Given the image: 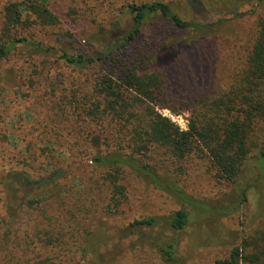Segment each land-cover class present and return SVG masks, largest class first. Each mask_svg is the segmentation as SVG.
<instances>
[{"label": "rangeland", "instance_id": "rangeland-1", "mask_svg": "<svg viewBox=\"0 0 264 264\" xmlns=\"http://www.w3.org/2000/svg\"><path fill=\"white\" fill-rule=\"evenodd\" d=\"M10 1L20 0H0V12ZM150 1L46 0L58 23L27 29L30 44L19 45L0 62V222L10 216L5 202L11 190L17 200L9 220L21 237L30 231L31 220L43 219L38 214L41 209L46 215L61 212L69 219L84 220L97 242V253L88 264H216L243 237L264 227V160L259 162V147L249 152L234 183L218 179L206 157L190 154L179 160L160 147L131 152L126 142L107 134L105 121L91 120L87 114L86 96L92 81L106 71L105 65L79 70L58 58L61 51L92 55L108 39L120 43L129 29L126 6ZM161 1L169 2L184 18L190 14L204 23L224 16L216 0L196 11L186 5L188 0ZM244 9L252 13L225 16L200 40L201 36L155 17L142 26L140 36L120 48L139 57L148 42L158 41L151 40V27L166 44L188 45L161 64L149 66L163 73L170 94L163 103L168 107H158L159 113L186 124L193 97L228 86L243 66L264 3ZM32 37L41 45L31 46ZM261 125L264 121L257 129ZM95 156L104 161H94ZM56 171L60 175L54 184H39ZM107 172L116 174L125 191V198L111 212L106 209ZM29 199L42 200L36 214L26 205ZM180 209L187 211L189 220L182 229H173L168 221ZM146 217H156V224L129 227ZM166 241L176 243L172 261H165L158 251L157 246ZM57 253V248H47L29 252L28 259H54ZM76 258L77 264H84Z\"/></svg>", "mask_w": 264, "mask_h": 264}, {"label": "trees", "instance_id": "trees-1", "mask_svg": "<svg viewBox=\"0 0 264 264\" xmlns=\"http://www.w3.org/2000/svg\"><path fill=\"white\" fill-rule=\"evenodd\" d=\"M209 2L188 0L186 5L196 11L207 9ZM215 3L224 16L209 23L190 14L184 18L177 8L161 0L128 4L126 14L129 29L120 43L115 44L108 39L92 55L61 51L58 58L79 70L98 63L105 65L106 71L92 81L91 90L86 96L87 114L91 120L105 121L107 134L116 135L118 142H126L131 152L142 154L153 147H160L179 160L190 154L206 157L218 179L234 183L253 148L259 147V162L264 160V126L257 129L259 123L264 121V14L257 17L256 33L243 66L235 72L228 86L215 94L204 93L191 98L186 129H180L170 118L158 112V107H168L163 103L168 101L170 94L163 73L149 68L176 55L183 46L177 41L166 44L164 38L158 37L156 29L151 27V40L158 41L148 42L139 57L120 51V48L140 36L142 26L152 18H163L180 30L201 36L197 39L200 40L215 24L224 22L225 16L239 18L250 14L251 10L244 7L262 4L264 0H216ZM0 18V62L19 45L30 44L26 43L30 34L27 29L35 25L51 26L59 21L47 7L46 0L10 1L3 6ZM197 40L190 39L193 42ZM39 45L41 43L33 38L31 46ZM187 47L186 44L183 48ZM112 62L116 66H111ZM256 129L262 131V137L257 136ZM93 159L104 161L98 156ZM59 175L60 172H53L41 178L39 184H54ZM106 178L110 189L106 209L111 212L119 207L125 198V191L117 181L116 174L107 172ZM25 181L30 180L27 178ZM6 193L8 201L7 204L5 202V209L9 210L10 216L5 215L0 222V264H68V261L77 264V255L84 264H88V260L93 261L97 242L93 231L84 226V220L69 219L61 212L46 215V209H41L38 214L43 219L31 220L30 231L21 237L17 227L9 220L15 212L13 209L17 198L11 190ZM40 202L42 200L29 199L26 205L36 214ZM188 220L187 211L180 209L168 222L171 228L182 229ZM156 221V217L136 219L129 227L149 228ZM175 246L174 241H166L157 247L165 261H172ZM47 248H57L59 254L54 259H28L29 252H41ZM63 253L65 259L61 258ZM216 264H264V227L243 237L239 245L230 249L228 257L216 260Z\"/></svg>", "mask_w": 264, "mask_h": 264}, {"label": "built area", "instance_id": "built-area-1", "mask_svg": "<svg viewBox=\"0 0 264 264\" xmlns=\"http://www.w3.org/2000/svg\"><path fill=\"white\" fill-rule=\"evenodd\" d=\"M171 119H172V121H174L173 118H171ZM180 119H181V118H180ZM181 120H182V119H181ZM175 122H176V121H174V123H175ZM176 125L179 126L180 129H186V127H187L186 124H185V122H183V121H182V124H180L179 122H176Z\"/></svg>", "mask_w": 264, "mask_h": 264}]
</instances>
